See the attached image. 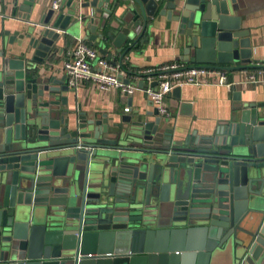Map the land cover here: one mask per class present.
Instances as JSON below:
<instances>
[{
  "label": "water",
  "instance_id": "water-1",
  "mask_svg": "<svg viewBox=\"0 0 264 264\" xmlns=\"http://www.w3.org/2000/svg\"><path fill=\"white\" fill-rule=\"evenodd\" d=\"M81 6L103 17L101 26L97 17L79 22L84 38L113 64L124 67L149 22L165 18L183 45L182 61L252 66L250 30L242 28L251 0ZM53 15L50 9L40 29L4 31L2 40L0 264H211L220 252L240 264H264V104L239 105L206 134L185 133L156 110L147 113L153 120L96 117L80 102L69 104L66 93L75 89L66 75L51 74L46 60L58 53L62 36L45 26ZM74 16L60 15L54 25L65 30ZM106 27L118 31L112 41ZM15 45L25 48L12 53ZM233 62L245 65H223ZM141 76L138 84L148 86Z\"/></svg>",
  "mask_w": 264,
  "mask_h": 264
},
{
  "label": "crops",
  "instance_id": "crops-1",
  "mask_svg": "<svg viewBox=\"0 0 264 264\" xmlns=\"http://www.w3.org/2000/svg\"><path fill=\"white\" fill-rule=\"evenodd\" d=\"M53 0H34V4L30 6L26 0H0V50L2 49V40L7 39L4 31L9 30L12 34L16 31L25 33L28 29H38L35 23H42L48 11L51 9ZM67 1L62 5V11L59 14L53 15L49 24H55L60 15L64 16L63 21L71 8ZM91 1V0H85ZM123 1V0H122ZM264 2L262 0H251V8L246 12H250L242 19V28L250 30V40L253 48L252 60L248 65L250 67L237 68L227 70V75L230 82H237V86L229 88L227 86L210 84V85H185L180 87L179 92L172 91L165 99V103L170 110L171 116L167 117L173 126L182 128L185 133L197 131L198 134H206L212 131L218 124L230 120L236 114L237 107L241 104H264V81L251 82L246 81V78L252 74L259 77L264 75ZM94 8L92 6H81L77 8V21L79 17L89 19V15ZM99 25L104 21L100 13ZM76 17V16H75ZM76 22V18L66 22L65 32L58 39L56 48L58 53L46 62H51V74L58 78L65 76L64 61L67 58L68 52L75 44L76 35L69 32V27ZM84 22V21H81ZM80 23V34L86 35L85 24ZM155 23V24H154ZM154 24V25H153ZM149 25L152 28H147L145 37L141 42L140 47H135L129 50L126 54L125 64L131 72L139 71L148 67H155L172 62H183L187 65L190 63L182 61L183 45L176 43L171 35V32L166 28L165 18L151 20ZM41 27H39L40 29ZM106 35L116 34V29L106 27ZM103 31L98 27V33ZM78 35V36H79ZM139 34L136 33L134 39H128L123 48H127L133 43ZM114 36V35H113ZM99 39H97L98 41ZM113 40V37L110 41ZM27 40L25 41V43ZM26 45V44H25ZM25 45L13 46L12 53H20ZM110 51L119 56L112 42L107 44ZM96 47H98L96 45ZM226 66H243L242 62L224 63ZM124 78H128L131 82L140 79L133 78L128 71ZM211 81L215 82L216 78L211 77ZM147 84L146 80L144 79ZM69 97V104L74 105L75 102L82 103L83 109L92 111L96 117H101L103 114L109 117L118 118L123 113L132 115L133 119L148 118L153 120L154 115H148V112L155 110L151 100L143 90H138L131 96L123 94L118 88H112L108 91L100 90L93 82L83 81L79 84L74 92L66 93ZM130 107V111L126 112L125 108ZM241 259L230 253H219L212 257L211 264H240Z\"/></svg>",
  "mask_w": 264,
  "mask_h": 264
},
{
  "label": "built area",
  "instance_id": "built-area-1",
  "mask_svg": "<svg viewBox=\"0 0 264 264\" xmlns=\"http://www.w3.org/2000/svg\"><path fill=\"white\" fill-rule=\"evenodd\" d=\"M67 0H53L51 9L55 14L62 11V5ZM85 0H78L81 5ZM95 16L93 9L88 16L89 19ZM82 20V16L79 17ZM38 27L42 23H35ZM49 29H54L60 33L65 30L56 27L54 24L45 25ZM143 30V25L140 24L136 28V33L140 34ZM75 44L68 52L67 58L64 61V71L67 76L68 85L71 88L77 89L83 81L93 82L102 91H108L112 88H118L123 94L131 96L138 90H143L152 102L155 110L164 117H170L171 113L168 109L165 99L177 87L185 85H210L217 84L232 88L237 86V82H230L227 70L218 67H210L207 65H187L183 62H172L155 67L141 69L138 74L133 75V78L142 79L141 75H145V80L148 84L142 87L136 80L134 82H126L124 75L126 70L121 64H113L109 59L104 57L98 47L89 43L81 34L75 38ZM120 74L123 76L121 77ZM211 77L216 78V81H211ZM246 81L260 82L264 81L263 77L252 74L246 78ZM154 82L156 85L151 86ZM125 111H130V107H126Z\"/></svg>",
  "mask_w": 264,
  "mask_h": 264
},
{
  "label": "rangeland",
  "instance_id": "rangeland-1",
  "mask_svg": "<svg viewBox=\"0 0 264 264\" xmlns=\"http://www.w3.org/2000/svg\"><path fill=\"white\" fill-rule=\"evenodd\" d=\"M77 8H78V0H76V2H74V5L70 11L71 14H73V15L76 14V17L74 16V18H76V22L69 27V32L72 35H76V36H78L80 34V23H79V21H77ZM99 20H100V15L97 18V21H99ZM32 29H34V28H32Z\"/></svg>",
  "mask_w": 264,
  "mask_h": 264
},
{
  "label": "trees",
  "instance_id": "trees-1",
  "mask_svg": "<svg viewBox=\"0 0 264 264\" xmlns=\"http://www.w3.org/2000/svg\"><path fill=\"white\" fill-rule=\"evenodd\" d=\"M108 30H106V32H107ZM145 35V33L140 37V39L138 40V42L136 43V45L133 47V48H135V47H140L141 46V42H142V40H143V38L145 37L144 36ZM113 37V34H111V35H109V40H111V38ZM116 58H117V56H116ZM125 67V68H124ZM124 69L126 70V71H129V69H128V67L126 66V64H124Z\"/></svg>",
  "mask_w": 264,
  "mask_h": 264
}]
</instances>
